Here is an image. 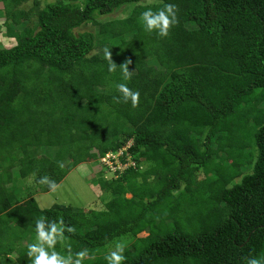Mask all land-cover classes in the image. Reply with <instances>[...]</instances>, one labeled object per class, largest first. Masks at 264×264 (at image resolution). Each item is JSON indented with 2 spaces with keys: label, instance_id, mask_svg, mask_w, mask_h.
I'll list each match as a JSON object with an SVG mask.
<instances>
[{
  "label": "trees",
  "instance_id": "16d2710c",
  "mask_svg": "<svg viewBox=\"0 0 264 264\" xmlns=\"http://www.w3.org/2000/svg\"><path fill=\"white\" fill-rule=\"evenodd\" d=\"M146 1L0 0V30L15 41L0 46V264H31L41 216L75 228L57 250H87L83 264H108L106 246L129 234L123 264L264 260V0ZM165 4L178 23L161 38L140 15ZM87 24L96 32H77ZM100 48L117 66L132 61L130 80ZM121 82L140 93L137 108L114 101ZM120 153L134 164L107 179L101 161ZM87 162L103 169V209L25 200L20 182L50 192L42 176L58 185Z\"/></svg>",
  "mask_w": 264,
  "mask_h": 264
},
{
  "label": "clouds",
  "instance_id": "9594fccd",
  "mask_svg": "<svg viewBox=\"0 0 264 264\" xmlns=\"http://www.w3.org/2000/svg\"><path fill=\"white\" fill-rule=\"evenodd\" d=\"M178 8L175 4H165L163 8L153 11L149 8L143 11L140 15V20L144 30L148 33L156 32L159 37L166 38L170 34L171 28L178 23ZM104 57L108 61V71L115 73L117 67L121 70L122 80L128 81L132 77L129 71V65L132 63L130 59L126 60L121 65L113 60L112 52L108 49L104 50ZM116 89L119 96L114 97L116 103H131L132 108H137L140 102V93L133 91L128 87L127 83H117ZM102 162V161H101ZM60 168L64 167L63 162H57ZM39 183L48 187L50 191H55L57 183L55 180L45 175L39 180ZM74 233L75 228L66 226L64 220H48L46 217H39L35 220V242L27 246V256L31 264H83L85 258L88 257L87 250H81L72 253L70 248H67V254L57 250V245H63L65 242V233ZM125 246L117 244L115 250L110 251L105 259L108 264H123L125 256L123 255ZM247 264H264V260L255 257L249 259Z\"/></svg>",
  "mask_w": 264,
  "mask_h": 264
},
{
  "label": "rangeland",
  "instance_id": "374dc122",
  "mask_svg": "<svg viewBox=\"0 0 264 264\" xmlns=\"http://www.w3.org/2000/svg\"><path fill=\"white\" fill-rule=\"evenodd\" d=\"M42 7L47 3L54 2L56 0H39ZM162 0H148L141 5L143 6H153L161 4ZM33 6V1L28 2L23 7L27 10H30ZM140 5H134L127 8L122 9L120 12L113 14L107 18L101 19L103 22H107L110 20H119L125 19L133 14V10L138 8ZM34 21L31 22L30 25L33 24ZM96 32V28L92 24H87L77 30V32ZM5 30L2 28L0 30V46L11 48L15 41H12L6 37L4 34ZM132 38H130V43ZM140 46V44H138ZM104 53V49L100 48L95 50L94 53ZM43 154V152H42ZM119 156L121 153L115 156L114 161L107 160L106 162L102 161L109 168V172L107 174V179H110L113 176L114 172L120 171L122 172L128 166H133V162L131 159H128V165L125 167L119 160ZM103 169L99 166L97 162H87L81 165H78L75 169H73L67 177L57 185L55 191L44 192L41 190L35 183L34 178H30L27 182H20L19 185L26 187V196L25 200L28 198H34L39 207L41 209H49L54 205H65L72 206L74 208H84L85 211L89 210H101L104 208L106 202L112 198L109 193L105 191H101L97 184V179L99 178V173ZM119 176H117L118 178ZM204 179L203 173H197V180L201 181ZM140 180V179H139ZM98 187V188H97ZM28 191H30L28 193ZM130 194L127 195V198H131ZM148 236L147 232L141 233L138 237L145 238ZM135 241V238L132 234L121 236L111 242L106 246L105 252L108 254L110 251L115 250L117 244H123L125 249L129 248L132 243ZM35 242V240H34ZM12 264H16L15 262Z\"/></svg>",
  "mask_w": 264,
  "mask_h": 264
},
{
  "label": "built area",
  "instance_id": "2783aa9c",
  "mask_svg": "<svg viewBox=\"0 0 264 264\" xmlns=\"http://www.w3.org/2000/svg\"><path fill=\"white\" fill-rule=\"evenodd\" d=\"M113 159H115V156H112L111 154H108V155H106V157L104 159H102V161L103 162H106L107 160L112 161ZM124 166L126 167L127 165H124Z\"/></svg>",
  "mask_w": 264,
  "mask_h": 264
}]
</instances>
